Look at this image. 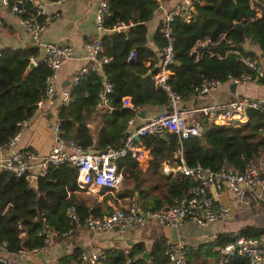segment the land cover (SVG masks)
I'll list each match as a JSON object with an SVG mask.
<instances>
[{
    "label": "trees",
    "instance_id": "1",
    "mask_svg": "<svg viewBox=\"0 0 264 264\" xmlns=\"http://www.w3.org/2000/svg\"><path fill=\"white\" fill-rule=\"evenodd\" d=\"M106 1L109 15L103 21V29L111 33L102 37L99 58L109 59L101 72L112 86V93L107 97L111 112L97 110L99 94L104 89L103 77L98 71L80 77L71 103L59 112V140L72 141L85 151L100 152L109 145L122 144L129 123L136 115L121 107L122 98L130 97L132 104L141 110L162 107L166 110L167 107L166 95L154 85L151 76L146 75L154 71L159 51L165 46L160 34L161 24L151 40L148 24L161 3L169 0ZM249 1L203 0L202 5L195 6L189 22L177 18L172 24L175 64L169 85L185 103L195 98L196 90L204 81L225 84L229 77L237 78L249 72L240 57L228 51L237 50L245 58L256 57L257 50L264 52V0H258L263 4L260 18H255ZM24 9L33 12L30 4L26 3ZM251 18L253 20L249 21ZM121 23L128 26L126 34L112 31ZM222 35L224 40H220ZM245 37L249 38L251 47L246 53L242 46ZM205 40L210 44L198 49L201 55L197 58L191 50ZM37 54L36 49L0 50V147L17 134L19 124L34 116L36 104L43 99L47 68L38 64L28 71L30 59H36ZM131 54H134L133 60L128 59ZM91 125H95V133ZM202 127L204 132L200 138L181 141L176 135L165 133L135 142L150 155L149 168L142 172L130 157L117 162L122 181L129 178L134 183L131 190H121L117 198H133L143 213L153 212L161 204L175 205L185 196L190 182L164 174L162 164L172 160L178 164L180 156L188 167L200 165L213 171L228 167L240 174L256 165L258 159H264V117L260 114L248 112L247 121L239 126H219L204 121ZM76 176L77 171L71 166L50 168L45 178L38 179V192H35L24 179L0 173V212L8 204L12 206L0 219V243L6 241L10 253L21 255L43 248V239L37 236L39 224L35 218L38 215L44 214L50 227L62 232L68 227L66 210L70 206L81 218L112 213L111 209L102 210L93 198L78 192ZM145 180L149 182L146 184ZM146 198L147 201H139ZM22 232L25 235L20 238ZM263 233V230L246 227L235 234L221 235L205 247L215 249L239 238L254 239ZM165 243L164 236L148 250L150 264H168ZM146 249L139 243L127 257L122 251H106L103 264H147L141 257ZM81 252L75 249L70 255L62 256L58 264L78 260ZM218 258L219 262V255ZM229 264H247V261L234 256Z\"/></svg>",
    "mask_w": 264,
    "mask_h": 264
},
{
    "label": "built area",
    "instance_id": "2",
    "mask_svg": "<svg viewBox=\"0 0 264 264\" xmlns=\"http://www.w3.org/2000/svg\"><path fill=\"white\" fill-rule=\"evenodd\" d=\"M45 0H14L12 4L9 0H2L1 4L6 12L13 15L18 25L24 30L30 39L34 49L39 54V59H30L34 66L43 64L48 75L45 80V93L43 99L36 106L41 108L44 101H48L56 95L57 77L61 68L72 58L73 52L68 45H55L44 43L41 39L46 30L47 24L57 15L47 16L42 8V2ZM65 0H55L53 4H60ZM32 5L33 12H27L24 9L25 4ZM203 4V0H177L176 3L165 9L162 5L159 10L163 12L161 20L160 34L165 41V46L159 51L158 62L153 72H149L154 85L162 90L167 97L166 110L156 116L147 118L142 124L134 127L120 146H107L103 151L95 155L90 151L81 149L74 142H63L59 140L60 118L59 112L66 108L72 101L73 89L77 86L81 76L98 71L102 74L101 68L109 63V59L99 58L102 53L103 21L109 15V7L106 0H98V7L95 15V28L98 37L91 43L86 44V64L80 69L78 75L73 78L70 85L60 93V104L54 123V132L56 142L51 146L50 151L45 156H39L31 149L20 148L19 139L22 132L27 128V122L19 124V131L11 138L4 147H0V152L4 150L12 152L11 156L0 157V173H8L16 178L24 179L30 187L33 177L45 178L50 168L59 166H71L76 169V186L78 191L93 192L95 190H107L115 192L122 183L117 162L130 157L137 163H141L148 158V152L138 144H135V137L144 138L147 136H163L165 133L176 135L181 141L192 137L200 138L203 134L202 122L206 121L219 126H239L247 121V113L256 112L264 117V97H247L235 95L232 98L215 102L203 107L193 108L187 105L172 87L169 81L173 75L172 67L175 64L173 52L172 24L178 19L189 22L194 15L195 6ZM249 5L254 12L255 18H260L263 4L258 0H250ZM253 18L249 19L252 21ZM3 22L0 18V28ZM128 26L123 23L118 24L112 31L119 32L127 29ZM224 40V35L220 37ZM209 40L198 42L191 50L197 58L201 55L198 49H203L209 45ZM233 46V45H232ZM242 46L244 53L251 47L249 38L245 37ZM256 51L257 49L254 48ZM257 50L256 57H243L237 50H230L240 57L244 66L249 72L241 74L237 78L229 77L227 84L236 86L251 82L253 80H264V52L263 57H259ZM219 57V56H218ZM220 58V57H219ZM129 60L134 59L131 54ZM104 89L99 94V104L97 110L100 113L110 112L108 95L112 93V86L103 76ZM220 83L215 81H204L196 90L198 94L211 95L220 87ZM121 107L129 109L138 114L140 109L134 106L129 97L121 100ZM130 125L133 121H130ZM139 142V141H138ZM179 157V156H178ZM179 163L176 161H166L169 163L166 167V174L174 179H186L190 182L185 196L175 205L161 204L153 211L140 215V209L132 203L126 208H116L111 214L102 217L87 216L81 218L76 209L70 206L66 210L68 227L65 231H57L50 227L44 214L38 215L35 222L39 224L37 236L43 239V248L31 253L24 252L21 255H15L8 251L6 241L0 243V264H14L18 258H30L36 253H47L53 244L55 238H69L75 233L84 229L96 234L105 233H126L135 228H142L147 223H153L162 228L173 227L176 230L181 229L186 223L205 228L217 221L227 220L231 217V210L228 207H214V199L209 194L213 189L217 196L221 194L225 186H229V191L236 200L249 205L251 201L264 203V159H258L256 165L247 169L245 173L222 167L216 171L204 168L200 165L188 167L183 162L181 156ZM162 164V165H163ZM36 170H38L36 172ZM12 208L8 204L0 212V219L4 218ZM21 229V228H20ZM20 234V238L24 237ZM165 256L168 264H187L188 250L185 245L167 241L165 243ZM220 260L218 264H229L232 257L237 256L247 261V264H260L264 261V233L254 239L239 238L234 243L223 247H217ZM127 257L130 251H124ZM24 255H27L24 257ZM106 259V251L93 250L83 251L78 260H73L70 264H103ZM148 264V263H147ZM150 264V263H149Z\"/></svg>",
    "mask_w": 264,
    "mask_h": 264
},
{
    "label": "crops",
    "instance_id": "3",
    "mask_svg": "<svg viewBox=\"0 0 264 264\" xmlns=\"http://www.w3.org/2000/svg\"><path fill=\"white\" fill-rule=\"evenodd\" d=\"M176 1L169 0L162 2L161 5L165 9H168ZM97 7L98 0H65L60 4H53L46 0L42 2L43 11L47 16L52 17L57 15L47 24L46 30L41 37L42 41L55 45H68L71 47L73 55L71 60L58 73L56 95L50 100L44 101L41 108L37 109L34 116L27 122V128L22 132L19 139L18 144L20 148L31 149L39 156H45L56 142L54 123L59 109L60 93L70 85L73 78L78 75L80 69L86 64L84 60L86 56V44L93 42L98 37V32L95 28ZM162 17L163 12L159 10L149 22L148 30L151 35L159 28ZM0 18L3 22V26L0 28V50L4 48L13 50L34 49L28 34L20 28L13 15L5 11L2 4H0ZM109 33L111 32L104 31L102 35L104 36ZM37 59H39V54H37ZM230 85L227 83L221 84L218 90L211 95L197 94L190 103L186 104L196 108L215 102H223L235 95L264 97V80L256 78L251 82L242 83L236 87L235 93L231 92ZM164 111L165 108L163 107L140 109V112L135 115L133 124L128 127L127 132L142 124L145 119L156 116ZM142 112H144L143 119L140 117ZM90 128L93 133L97 131L95 125H91ZM1 156H5L3 152H0ZM149 162L150 155L148 154L146 160L136 163L139 170L146 172L149 168ZM168 165L169 163L162 165L164 174H166V167ZM148 182V180H145L146 184ZM133 187V181L127 178L122 181L119 189L115 192L107 190L78 192H82L83 195L93 198V201L100 204L102 210L111 209L113 211L116 208H126L132 203L139 207L133 198H117V194L121 190H131ZM209 194L214 199V207L224 206L230 208L231 217L227 220L212 223L205 228L186 223L178 230L179 239L177 243L185 245L187 248L189 264H218L219 258L216 248L207 249L205 246L212 243L221 235L235 234L246 227L264 231V203L251 201L247 205L244 202L236 200L226 187L219 196L216 195L213 189L209 190ZM139 201L142 203L147 201V198ZM87 205L91 206L90 203H87ZM165 229L153 223H147L142 228H135L123 234L118 232L91 234L84 229H80L72 237L65 239L55 238L47 253H44L46 263L58 264V260L62 256L70 255L75 249H80L82 252L93 250L131 252L132 247L143 243L147 248L144 252H149L148 250L156 240L165 236L166 242L170 241L167 238ZM122 238L123 240H121ZM26 256L24 255V257ZM31 258L32 256L26 260L22 257L18 258L14 261V264H38L37 262H32ZM260 264H264V261Z\"/></svg>",
    "mask_w": 264,
    "mask_h": 264
},
{
    "label": "water",
    "instance_id": "4",
    "mask_svg": "<svg viewBox=\"0 0 264 264\" xmlns=\"http://www.w3.org/2000/svg\"><path fill=\"white\" fill-rule=\"evenodd\" d=\"M1 4V3H0ZM119 33H121V34H126L127 33V29H122V30H120L119 31ZM152 39V35L151 34H149V40H151ZM243 48H244V46H243ZM258 54H259V57H263V53L261 52V51H258ZM34 68V65L32 64V63H30L29 64V67H28V71L29 70H32ZM146 77L148 78V77H150V74L148 73L147 75H146ZM236 85L235 84H231L230 85V90H231V92L232 93H235L236 92ZM140 117L143 119L144 118V112H142L141 114H140ZM128 134H126V136H127ZM134 140L136 141V142H138L139 140H140V138L139 137H135L134 138ZM98 153V151H90V154H92V155H95V154H97ZM3 154L5 155V156H11L12 155V152H10V151H6V150H4L3 151ZM38 170H36V172H37ZM227 189H229V186H225ZM30 188L32 189V190H34L35 192H38V178L37 177H33L32 178V180H31V184H30ZM140 215L142 216V217H144V213L143 212H141L140 211ZM132 231V230H131ZM165 232H166V235H167V238L171 241V242H173V243H177L178 242V230H176L175 228H173V227H167L166 229H165ZM91 234H93V232H90ZM121 240H123V238L121 239ZM131 246H133L132 244H130ZM142 259L146 262V263H151V259H150V253L149 252H144L143 254H142ZM31 261L32 262H37L38 264H47L46 263V259H45V254L44 253H41V252H39V253H36V254H34L33 256H32V258H31Z\"/></svg>",
    "mask_w": 264,
    "mask_h": 264
}]
</instances>
